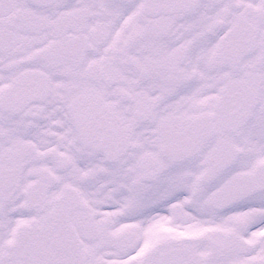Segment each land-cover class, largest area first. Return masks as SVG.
Here are the masks:
<instances>
[{
  "label": "snow or ice",
  "instance_id": "obj_1",
  "mask_svg": "<svg viewBox=\"0 0 264 264\" xmlns=\"http://www.w3.org/2000/svg\"><path fill=\"white\" fill-rule=\"evenodd\" d=\"M0 264H264V0H0Z\"/></svg>",
  "mask_w": 264,
  "mask_h": 264
}]
</instances>
